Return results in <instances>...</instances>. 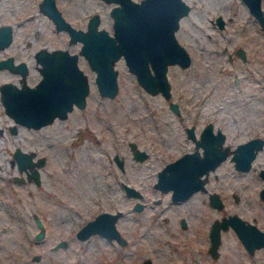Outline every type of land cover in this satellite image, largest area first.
<instances>
[{
    "label": "rangeland",
    "instance_id": "1",
    "mask_svg": "<svg viewBox=\"0 0 264 264\" xmlns=\"http://www.w3.org/2000/svg\"><path fill=\"white\" fill-rule=\"evenodd\" d=\"M39 1L0 0V24L13 27L12 41L0 49V58L12 54L16 61L24 59L29 84L42 75L34 55L39 47H80L79 40L69 42L67 30L55 29ZM186 1L190 9L175 32L192 60L188 66L168 65L170 98L147 91L123 56L115 62L118 92L100 94L95 71L81 53L78 63L88 74L90 90L86 104H74L67 116L38 127L19 124L0 98V264H141L146 257L152 264H264V247L248 251L232 226L221 228L218 253L209 250L210 226L223 215L237 213L264 228V199L259 195L264 146L245 170L234 165L229 153L209 170L206 189L179 202L171 198V189L154 186L167 161L194 148L188 125L199 136L202 125L213 121L226 133L224 143L230 148L251 136H264V31L258 20L244 0ZM114 3L56 0L76 27L85 28L88 17L98 12L99 26L110 32ZM19 77L20 72L0 67V83L20 85ZM169 100L177 102L178 112ZM130 141L146 150L142 159L133 156ZM17 146L33 152L35 160L44 157L35 165L38 182L11 160ZM115 153L123 158V168ZM122 181L140 189L142 196L128 195ZM211 191L222 198L220 207L210 203ZM136 200L143 202L142 208H133ZM117 209L122 214L116 226L125 243L98 232L77 236L78 228L97 212ZM35 215L44 224L41 238L36 237ZM60 239L65 244L56 246Z\"/></svg>",
    "mask_w": 264,
    "mask_h": 264
},
{
    "label": "water",
    "instance_id": "2",
    "mask_svg": "<svg viewBox=\"0 0 264 264\" xmlns=\"http://www.w3.org/2000/svg\"><path fill=\"white\" fill-rule=\"evenodd\" d=\"M115 3L110 8L113 17V30L99 26L100 15L93 12L87 20L86 27H76L62 13L56 0H40L39 7L53 21L55 29H65L69 33V42L80 41L78 51H70L67 47L46 46L39 47L34 55L38 62L41 77L35 84L26 81L29 67L24 59L15 60L12 54L0 58V67H8L20 72V85L11 80L0 83V98L4 110L19 124L38 127L50 122L56 116L65 117L74 104L83 107L86 104V95L90 90L88 74L79 65L81 53L95 71V82L100 94L114 96L118 92V68L116 60L123 56L128 68L135 73L137 81L150 93L161 92L170 98L172 91L167 76L170 63L188 66L192 55L187 47L179 41L176 29L180 18L190 9L186 0H106ZM264 28V4L261 0H244ZM216 20L223 25L222 15ZM13 38L11 23L0 24V48L10 44ZM244 56L242 48L237 49ZM169 105L179 111L176 101L169 100ZM213 121H207L201 128L199 136L194 132V126L186 127L187 134L194 139V148L186 150L167 161L158 171L154 186L162 190L171 189L173 200L182 199L197 189H206L205 181L210 169H214L230 153L234 165L239 169H249L252 160L259 149L264 146V137L255 135L239 141L230 148L224 143L226 133L218 126L213 129ZM16 131V124L11 125ZM133 156L142 159L146 150L139 148L135 141H130ZM201 146V149L199 148ZM33 152L16 147L11 160L16 159L19 169H25L27 176L36 182L40 174L36 164L44 160L40 156L32 158ZM114 159L123 168V158L115 153ZM30 168V169H28ZM263 184L259 195L264 199V167L259 169ZM20 180L22 176H15ZM128 195L142 196L140 189L122 181ZM212 205L220 207L223 200L217 191L209 192ZM143 207V202L136 200L134 209ZM122 214L121 209L115 211L101 210L89 218L76 231L77 236L84 238L91 233L98 232L110 238H116L125 243L126 238L116 226L117 217ZM39 229L36 237L44 235V224L38 215H35ZM182 225L186 224L184 218ZM232 226L248 251L255 247H264V228L255 222L245 219L237 213L223 215L212 221L209 231V250L212 254L218 253V244L221 240V228ZM65 244L60 239L55 245ZM141 264H152V259L146 257Z\"/></svg>",
    "mask_w": 264,
    "mask_h": 264
},
{
    "label": "flooded vegetation",
    "instance_id": "3",
    "mask_svg": "<svg viewBox=\"0 0 264 264\" xmlns=\"http://www.w3.org/2000/svg\"><path fill=\"white\" fill-rule=\"evenodd\" d=\"M261 3H262V6H263L264 1H262ZM255 18L258 20V22H259V24H260V27H261V28L263 29V31H264V28L262 27V25H261L259 19H258L256 16H255ZM213 123H214V122H213ZM204 124H205V123H204ZM204 124H203V125H204ZM203 125H202V126H203ZM217 127H218V126H215V125L213 124V129H214V130H215ZM201 128H202V127H201ZM200 130H201V129H200ZM194 132H195V130H194ZM199 133H200V131H199ZM195 134H196V132H195ZM196 136H197V135H196ZM260 136H262V135H260ZM251 137H252V136H251ZM263 137H264V136H263ZM192 139H193V138H192ZM193 140H194V139H193ZM194 144H195V141H194ZM180 200H181V199H180ZM180 200H179V201H180Z\"/></svg>",
    "mask_w": 264,
    "mask_h": 264
},
{
    "label": "bare ground",
    "instance_id": "4",
    "mask_svg": "<svg viewBox=\"0 0 264 264\" xmlns=\"http://www.w3.org/2000/svg\"><path fill=\"white\" fill-rule=\"evenodd\" d=\"M8 45H9V44H8ZM8 45H7V46H8ZM0 49H1V48H0ZM4 77H7V75H6V76H4ZM54 119H55V118H54ZM44 125H45V124H44ZM42 126H43V125H42ZM179 200H180V199H179ZM179 200H177V201L179 202ZM184 204H185V203H184ZM0 205H1V204H0ZM6 205H7V204H6ZM182 205H183V204H182Z\"/></svg>",
    "mask_w": 264,
    "mask_h": 264
}]
</instances>
